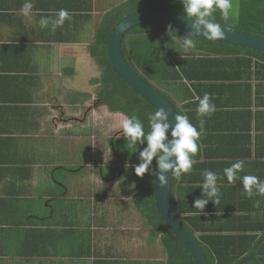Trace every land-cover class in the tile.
Here are the masks:
<instances>
[{
  "label": "crops",
  "instance_id": "0c3cea01",
  "mask_svg": "<svg viewBox=\"0 0 264 264\" xmlns=\"http://www.w3.org/2000/svg\"><path fill=\"white\" fill-rule=\"evenodd\" d=\"M128 2L33 0L31 18H26L20 12L24 0H0V199L23 212L0 218V241L6 246L0 264H167L161 237H151L136 209L122 211L125 205L119 201L132 199L122 189L125 181L114 187L110 179L94 178L86 167L95 144V109L86 99L94 101L96 90L101 95L104 91L91 48L103 20L125 14ZM60 9L68 10L71 20L55 31L51 23L40 27L42 17L53 19ZM251 59L250 75L241 62L243 71L233 69V75L222 73L208 81L215 86L208 94L216 110L203 116L201 144L212 157L204 153L199 163L224 177L219 188L233 187L236 202L242 200L243 209L234 205V218L245 217L243 230L234 236H254L243 260L253 256L246 264H264V196L248 198L242 180L229 183L223 173L242 160L240 177L264 180V67L255 73L257 63H264ZM185 83L184 91L176 85L175 91L169 90L166 83L161 89L179 108L199 102ZM54 156L61 159L52 161ZM103 163L96 173L103 172ZM206 170H193V177ZM59 172L72 173L75 180L63 188L55 179ZM91 183L99 189H89Z\"/></svg>",
  "mask_w": 264,
  "mask_h": 264
},
{
  "label": "trees",
  "instance_id": "16d2710c",
  "mask_svg": "<svg viewBox=\"0 0 264 264\" xmlns=\"http://www.w3.org/2000/svg\"><path fill=\"white\" fill-rule=\"evenodd\" d=\"M237 1L239 2V12L235 23L231 19L232 13L229 19L224 20L218 9L209 19L215 23H219L221 27L235 29L264 38V0ZM232 2L234 4V0ZM126 7L127 11L125 14L116 18L107 16L103 20L96 33L91 51L92 56L97 59V65L103 74L104 91L101 95L100 104L107 105L112 112L121 113L127 118L135 114L143 122L144 130L147 133L151 130L148 116L149 114H154L156 109L112 71L109 57V40L116 24L124 17L135 13L162 11L186 15L182 0H129ZM177 35L180 36L178 39H182L186 34L177 32ZM192 38L197 41V47L189 52H185L178 43L171 41L166 28L139 26L132 29L126 35L122 48L131 66L175 104L177 102H175L170 94L157 87V85H160V82L163 85L166 83L165 86L169 90H174L177 86L182 91H184L187 85L185 82H188L189 87L194 90L193 92L201 98L205 93H209L210 90L215 89V86L213 85L212 87V84L208 81L217 78L219 74L233 75V69L243 71V69H240V63L246 62L247 71L250 75L251 72L249 70L253 66L251 58L253 57L259 62L264 63V53L262 52L242 49L196 37ZM242 55L250 56V58H245ZM146 63L149 64V67L154 66V75L146 71L148 68L145 66ZM143 66L147 68L144 69L142 68ZM256 66L255 73L264 67V65L259 63ZM228 79L232 80L234 76H230ZM98 81L99 79L97 78L94 80V83ZM190 88L188 92L193 97L194 94ZM198 103L188 102L179 109L181 115H186L189 121L200 131V125L196 124V119L203 120L206 117L203 118L197 115L196 108L198 107ZM209 137L214 138L212 134H209ZM109 142V147L117 158V161L120 162V158L123 160L127 159L130 162V166H121L120 171L114 173L115 167L106 165L111 170V177H109V173L106 174L104 172L105 169L103 172L101 169V173H97V176L102 180H121V177L124 176L125 180L131 183L126 190H128L132 199L128 203L126 200L119 201L121 207L125 205L122 211L127 206L131 209H136L145 227L150 231L151 237H161L162 245L167 253V264H196L190 252L166 226L157 210L155 199L157 178L153 174L157 166L156 159H153L149 172H146L143 176L135 174V166L140 163V152L147 146V142H138L136 146H133L125 137L111 139ZM201 142H203L202 136L198 140L199 152L194 157L196 162L193 165L192 171L197 169L206 170L208 168V164L199 163L204 153L207 158L212 157H209L207 154L208 150H206V147H203ZM101 156L95 162L99 164L103 163V161L101 162ZM210 168L214 167L211 166ZM192 171L191 173L182 175L179 179L175 178L172 197L175 211L188 231L199 241L209 264H239L243 261L255 237H247L242 234L238 237L234 236V231L243 230L241 222L245 218L243 216L234 218V209L236 208L234 205H236V200L238 199V197H234V188H219L220 193H222L220 194L218 204L209 201L203 210L194 208V201L196 199H208V197L202 196L203 175L196 174L193 177ZM119 173H121L120 176ZM105 174L108 176H105ZM221 181L219 180L218 182ZM122 186L126 187V184L123 183ZM89 189L98 190L99 188L91 183L89 184ZM241 204L243 202L239 198L237 205L240 207V210L243 209ZM19 215H23L21 210L16 209L12 203L0 199V218H3L2 221L8 219L6 216L14 217ZM235 219L236 225H234ZM20 240L22 241V239ZM257 247L256 245L251 251H254ZM3 248H6V246L0 241V261L6 254ZM260 251L263 252V250ZM30 264H34V262Z\"/></svg>",
  "mask_w": 264,
  "mask_h": 264
},
{
  "label": "clouds",
  "instance_id": "9594fccd",
  "mask_svg": "<svg viewBox=\"0 0 264 264\" xmlns=\"http://www.w3.org/2000/svg\"><path fill=\"white\" fill-rule=\"evenodd\" d=\"M184 12L187 18H191V32L178 39L177 30L171 25L168 26L167 34L171 41L178 43L185 52H189L197 47V41L193 36H204L208 39L223 38L224 31L219 23L213 22L210 17L218 9L224 20L229 19L233 11L232 0H182ZM34 8L33 0H24L20 12L26 17L31 18L30 14ZM66 20H71V14L66 9H60L53 19L42 17L39 21L41 28L47 27L50 23L52 30L63 26ZM216 110L215 104L211 102L210 94L205 93L199 98L196 113L198 116H210ZM150 131L145 132L144 124L138 116L133 114L125 118L122 123L124 137L130 141L131 145L147 142V146L140 152V163L135 166V174L143 176L149 172L153 159H156L157 166L154 175L161 187L168 183L167 175L169 172L172 177L179 179L182 175L191 173L196 162L194 157L199 152L198 140L203 130L204 121H200V131L194 126L186 115L177 114L175 125L171 127V139L168 133L170 123L168 113L163 108L157 109L154 114L148 116ZM174 157V159H173ZM244 162L237 160L230 167L223 169L229 183L242 180L244 194L248 198L254 196H264V180L256 175H244L240 177L238 173L243 169ZM204 182L201 186L202 196L208 199L199 198L194 201V208L204 209L212 201L215 204L220 200V189L218 181L224 177L213 171L202 173ZM259 204V202H257Z\"/></svg>",
  "mask_w": 264,
  "mask_h": 264
},
{
  "label": "water",
  "instance_id": "95a60500",
  "mask_svg": "<svg viewBox=\"0 0 264 264\" xmlns=\"http://www.w3.org/2000/svg\"><path fill=\"white\" fill-rule=\"evenodd\" d=\"M169 25L177 30V32L183 34L191 32V18H187L180 14L162 11H145L123 18L116 24L112 31L109 40V57L112 71L120 79L156 110L159 108L165 109L168 113V120L170 123L169 139H171V127L175 125V116L178 113L181 114L179 106L156 89L150 82L145 80L130 65L122 48L124 38L132 29L139 26H157L168 29ZM221 28L224 31L223 38L213 40L199 35L193 37L264 53V38L235 29ZM166 175L168 179L166 186L161 187L159 181L157 180L156 182L155 199L157 210L166 226L190 252L195 263L209 264L208 258L199 241L188 231L173 207L172 197L175 177H172L170 172ZM250 259H253V256H249L239 264H246Z\"/></svg>",
  "mask_w": 264,
  "mask_h": 264
},
{
  "label": "rangeland",
  "instance_id": "374dc122",
  "mask_svg": "<svg viewBox=\"0 0 264 264\" xmlns=\"http://www.w3.org/2000/svg\"><path fill=\"white\" fill-rule=\"evenodd\" d=\"M238 12H239V2L237 0H234L232 18H231L232 20H234V23L237 21ZM145 66H147L148 68ZM145 66H143L142 68H144V69L147 68L146 71L148 73H151L154 75L155 71L152 70L151 67H149V64L146 63ZM155 82H157V81H155ZM159 84L160 85H157V87H159L160 89H164V85L161 82ZM95 89H97V86H95ZM99 91H100L99 89L96 90V96L94 97V101L90 100L91 97L86 99L87 100L86 105H90V107L92 105H94V109H95V113L93 112L94 118H92V122H94V124H95V131H94V136H91L92 142L93 143L95 142V144L91 145L94 148V153H92V151H88L89 152V156H88L89 162H88V165L86 166L87 168H90V170H89L90 173L93 172L94 178H95V175L97 174L96 169H97V167L100 166V164L97 162L93 163V157H94V160L97 161V158L100 156V154L102 155L101 156L102 157L101 162L104 161L102 166H105V168H104L105 170L104 169L103 170L106 174L109 173V175H110L109 177H111V175H112L111 170L108 167L109 165L115 167L114 173H118L120 171L121 166H126V167L130 166V164H129L130 162L127 159L123 160L122 158H120V162H118L114 153L112 152V150L108 146V144L110 143L109 141L111 139L124 137L123 130H122V123H123L124 119L127 117L121 113L112 112L107 107V105H105V106L104 105L103 106L98 105L99 101L101 100V98H100L101 94H99ZM88 134H89V132L87 133V135ZM124 153H126V151H124ZM74 154H75V152L73 151L72 154H68V155L73 156ZM54 157H56V160H52V161H55V162L59 161V159H61L58 156H54ZM72 158L73 157H70L71 160H72ZM77 159H78V161L82 160L81 156H79L78 154H77ZM73 160H74V158H73ZM106 165H108V166H106ZM106 174H105V176H108ZM120 175H121V173H119V176ZM36 179L38 180L39 187H41L40 182H39V177H37ZM55 179L58 181V184L64 188V187H68L69 184L71 183V180H75V177H74V174H72V173L59 172L56 175ZM121 179L123 181H121L119 179L118 180L117 179L111 180L110 182H112V183H110V184H112V186L116 187L119 182L121 184L125 181L126 187L122 186V189H126L131 185V183L129 181L125 180L124 176L121 177ZM96 183H97V181H96ZM59 185H56L57 189L60 187ZM120 193H121V191H120ZM52 205L53 204H51L50 207H52Z\"/></svg>",
  "mask_w": 264,
  "mask_h": 264
},
{
  "label": "flooded vegetation",
  "instance_id": "af4514ba",
  "mask_svg": "<svg viewBox=\"0 0 264 264\" xmlns=\"http://www.w3.org/2000/svg\"><path fill=\"white\" fill-rule=\"evenodd\" d=\"M132 35H134V34H132ZM131 65V64H130ZM139 73V72H138ZM143 77V76H142ZM144 78V77H143ZM145 79V78H144ZM157 89V88H156ZM101 101V100H100ZM100 103V102H99ZM101 155V154H100Z\"/></svg>",
  "mask_w": 264,
  "mask_h": 264
}]
</instances>
